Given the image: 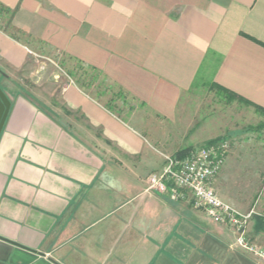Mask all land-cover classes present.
<instances>
[{"label":"crops","instance_id":"crops-1","mask_svg":"<svg viewBox=\"0 0 264 264\" xmlns=\"http://www.w3.org/2000/svg\"><path fill=\"white\" fill-rule=\"evenodd\" d=\"M0 8V88L12 103L0 137V264H264L189 194L149 190L163 151L70 77L54 73L48 96L24 87L11 96L4 86L18 88L43 48L101 73L154 119L177 121L206 83L264 109V0H0ZM232 173L226 162L215 190L247 213L255 207L223 188ZM257 217L264 213L247 239L264 246Z\"/></svg>","mask_w":264,"mask_h":264},{"label":"rangeland","instance_id":"rangeland-1","mask_svg":"<svg viewBox=\"0 0 264 264\" xmlns=\"http://www.w3.org/2000/svg\"><path fill=\"white\" fill-rule=\"evenodd\" d=\"M54 73L61 78L70 77L144 134L153 151H163L165 156H173L187 149L197 150L215 140V143L228 142L230 150L225 163L233 166V173L224 190L230 197L246 200L251 208L255 207L253 210L256 213H264V128H258L264 123V117L254 108L237 100L228 102L223 92L206 83L198 86L184 100L185 106L180 110L177 121L154 119L143 106L125 95L101 73L43 48L36 52L22 71L17 80L18 88L13 82L4 86L11 96L13 91L22 87L34 94L40 92L48 96L57 88ZM218 178L213 183L216 189Z\"/></svg>","mask_w":264,"mask_h":264},{"label":"built area","instance_id":"built-area-1","mask_svg":"<svg viewBox=\"0 0 264 264\" xmlns=\"http://www.w3.org/2000/svg\"><path fill=\"white\" fill-rule=\"evenodd\" d=\"M229 150V143L221 142L190 150L181 157L165 156L161 173L148 178L149 190L168 194L174 200L185 199L189 194L194 207L203 211L213 224L234 233L238 249L264 262V248L247 239V229L256 211L240 212L224 202L213 186Z\"/></svg>","mask_w":264,"mask_h":264},{"label":"trees","instance_id":"trees-1","mask_svg":"<svg viewBox=\"0 0 264 264\" xmlns=\"http://www.w3.org/2000/svg\"><path fill=\"white\" fill-rule=\"evenodd\" d=\"M4 12H5L4 9L0 8V16H1ZM217 90L223 92V93L227 96V100H228V102H231V100H237V101H239V102L242 103V104H245V105H247V106H252V107L255 109V111H256L257 113H259L261 116L264 117V109H263V108L258 107V106H255V105H253L252 103H249L248 101H246L245 99L240 98V97H237V96L234 95L233 93H231V92H229V91H225V90L222 89V88H219V87H218ZM107 108H108V107H107ZM108 109H109L110 111H112L110 108H108ZM258 128H260V129L264 128V123H262V124L260 125V127H258ZM215 142H217V141H216V140H215V141H211L209 145L214 144ZM188 151H190V150H189V149H187V150H183V151H181V152H178L175 156H177V157H181V156H183L185 153H187ZM255 223H256L255 231H256V232H263V231H264V219L261 218V217H257Z\"/></svg>","mask_w":264,"mask_h":264},{"label":"water","instance_id":"water-1","mask_svg":"<svg viewBox=\"0 0 264 264\" xmlns=\"http://www.w3.org/2000/svg\"><path fill=\"white\" fill-rule=\"evenodd\" d=\"M11 105L12 103L8 95L0 89V137L7 122Z\"/></svg>","mask_w":264,"mask_h":264}]
</instances>
